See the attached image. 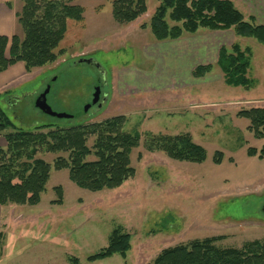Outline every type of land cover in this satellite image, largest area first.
<instances>
[{
    "label": "rangeland",
    "instance_id": "1",
    "mask_svg": "<svg viewBox=\"0 0 264 264\" xmlns=\"http://www.w3.org/2000/svg\"><path fill=\"white\" fill-rule=\"evenodd\" d=\"M114 1L72 0L84 8V19L69 20L58 59L33 68L28 81L0 93V102L24 130L125 115V128L141 134V144L131 153L135 176L118 188L91 191L72 181L67 168L52 166L39 203L3 205L4 218L29 223L10 228L15 232L13 244L0 264H74L72 257L78 264H147L162 249L197 238L224 235L218 245L239 248L264 237V157L247 152L249 147L261 150L264 137H256L248 129L249 119L237 115L241 109L264 107V45L234 28L185 32L186 38L222 34L229 37L228 47L237 42L251 48L249 76L255 82L250 87L228 85L216 62L205 76L179 81L174 77L179 68L162 64L153 51L164 42L149 25L161 0H146L147 12L125 23L115 19ZM18 2L24 5L23 0H13ZM16 34L24 37L20 22ZM98 84L100 99L86 109ZM47 85L52 109L72 118L59 119L36 107ZM148 132L189 133L206 148L207 158L197 163L149 151L144 145ZM95 138H89L90 147ZM218 151L223 153L220 163L214 161ZM60 155L68 153L39 152L52 165ZM116 228L131 234L126 257L115 254L88 261L89 255L108 246Z\"/></svg>",
    "mask_w": 264,
    "mask_h": 264
},
{
    "label": "trees",
    "instance_id": "2",
    "mask_svg": "<svg viewBox=\"0 0 264 264\" xmlns=\"http://www.w3.org/2000/svg\"><path fill=\"white\" fill-rule=\"evenodd\" d=\"M71 1L23 0L18 21L23 26L24 37L0 34V72L19 61L25 63L28 71L56 61L62 53L58 47L67 33L69 20L84 19V8ZM147 9L146 0L113 3L114 17L121 23L135 21ZM147 25L144 23L142 27ZM149 25L160 41L179 39L185 32L194 34L200 28L213 31L234 28L238 35L253 37L264 45V24L253 18L246 19L233 0H161ZM251 57V48H243L237 42L221 47L217 63L228 85L250 87L254 84L255 80L249 76ZM212 69L211 64H201L195 67L193 75L203 77ZM237 115L249 119L248 129L256 137H264V107L241 109ZM126 121L125 115H117L69 127L59 124L52 127L55 123H51L24 130L15 125L0 102V135L7 140L5 147L0 146V205L39 203L52 166L57 170L67 168L72 181L91 191L120 187L135 176L131 153L141 144V134L137 129L127 130ZM91 136L96 138L90 147ZM144 145L149 151H164L181 161L200 163L207 158L206 148L189 133L148 132ZM41 151L65 152L68 156H58L52 165L39 156ZM247 152L264 157V147L261 150L249 147ZM222 159L223 153L216 152L214 161L220 163ZM57 190L62 194V187ZM61 200L62 196L57 201ZM224 237L197 238L166 247L147 264H264V237L246 241L239 248L218 245ZM131 247V234L116 228L108 246L89 255L87 260L93 262L115 254L126 257ZM71 261L80 262L75 257Z\"/></svg>",
    "mask_w": 264,
    "mask_h": 264
},
{
    "label": "crops",
    "instance_id": "3",
    "mask_svg": "<svg viewBox=\"0 0 264 264\" xmlns=\"http://www.w3.org/2000/svg\"><path fill=\"white\" fill-rule=\"evenodd\" d=\"M233 1L245 17L247 13L248 19L253 18L255 22L264 24V0ZM22 7L21 2L14 4L13 0H0V34L11 38L17 33L19 29L17 13L21 11ZM227 38L229 39V37L222 36V34L206 33L205 35L197 34L189 38L182 36L179 39L164 41L163 44L155 46L153 51L157 53V57L162 59V64H175L179 71L174 77L179 81L188 83L191 77H195L193 70L196 66L217 63L221 47L227 46ZM8 47H10V44ZM32 72L27 70L25 63L22 61L10 65L6 70L0 72V93L8 91L15 83L16 87L21 82L28 81ZM15 98L17 99V97ZM6 144L5 137L0 135V146L5 147ZM2 207L0 205V262L1 258L8 254L7 249L10 246L12 247L13 244L11 238L15 232L10 228L12 226H25L29 223V220L20 221L10 217H5V219Z\"/></svg>",
    "mask_w": 264,
    "mask_h": 264
},
{
    "label": "water",
    "instance_id": "4",
    "mask_svg": "<svg viewBox=\"0 0 264 264\" xmlns=\"http://www.w3.org/2000/svg\"><path fill=\"white\" fill-rule=\"evenodd\" d=\"M85 61L87 62H93L92 59H85ZM50 85H47L46 89L41 92L37 98H36V102L35 105L38 109H40L43 113L48 114L50 116L53 117H57L59 119H63V118H72V115L66 114V113H58L55 112L52 107L49 105L48 101H47V94L50 91ZM100 93H101V89L99 84L96 86V91L94 94V99L93 101L87 105V108H90L91 106H93L94 104L98 103L99 99H100ZM101 105V102L99 103Z\"/></svg>",
    "mask_w": 264,
    "mask_h": 264
}]
</instances>
